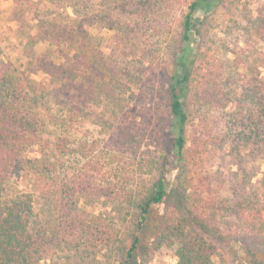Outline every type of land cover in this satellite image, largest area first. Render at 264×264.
Masks as SVG:
<instances>
[{
    "label": "trees",
    "instance_id": "trees-1",
    "mask_svg": "<svg viewBox=\"0 0 264 264\" xmlns=\"http://www.w3.org/2000/svg\"><path fill=\"white\" fill-rule=\"evenodd\" d=\"M48 1L73 16L37 19L30 68L0 47V264H144L163 248L178 264H264V7L229 18V0ZM92 29L115 32L139 65L107 56ZM161 57L171 147L159 163H141L137 120L118 127L115 152L74 138L88 103L127 120ZM100 203L130 226L88 210Z\"/></svg>",
    "mask_w": 264,
    "mask_h": 264
},
{
    "label": "rangeland",
    "instance_id": "rangeland-1",
    "mask_svg": "<svg viewBox=\"0 0 264 264\" xmlns=\"http://www.w3.org/2000/svg\"><path fill=\"white\" fill-rule=\"evenodd\" d=\"M262 4H264V0H229L225 7L229 10V18L232 15L239 17L245 14L248 17L256 18L264 7ZM242 10L244 11L242 12ZM224 14L225 12L221 11V15ZM68 16H73L72 10L53 1L35 0L32 6L16 8L13 1L0 0V47L6 58L13 62L16 67L22 68L21 70L30 68L33 58L28 53V47L31 45L30 38L34 34L37 19H59L60 21ZM91 32L103 41L102 50L104 53L112 59H118L123 67H129L132 70L139 65L138 57L131 54L130 45L115 32L107 29H92ZM258 42L260 41L258 40ZM48 48L49 45L42 42L35 49L38 52H44ZM259 48L264 50L262 42H260ZM148 75L154 78L151 83L155 90L152 95L143 93L142 99L139 96V99H133L128 103L127 120L121 121L120 115L116 111L118 109L112 103L106 102L103 106L88 103L85 105V109L90 116L85 120L75 121L74 138H83L88 142L98 140L105 147V150L115 152L119 146L116 135L118 134V127L124 124L123 122L137 120L138 129L141 131L140 135L145 133L144 129L147 130V139L139 152L141 163L144 165L159 163L162 154L168 152L171 147L168 135L162 130L163 122L159 118L165 102L164 89L171 75L169 60L161 57L149 70ZM261 75L264 78L263 67L261 68ZM43 76L42 74L33 75V78L41 80ZM133 87L135 91L140 92L138 87ZM134 133L139 135L138 131H134ZM88 210L96 214L105 213L113 218L123 231L131 224L129 222L131 217H127V220L119 218L118 214L112 212L111 208L106 207L104 203L92 205ZM102 263L114 264L113 261H102ZM144 264H178V258L172 249L163 248L153 254L149 261ZM215 264L220 263L216 262Z\"/></svg>",
    "mask_w": 264,
    "mask_h": 264
}]
</instances>
